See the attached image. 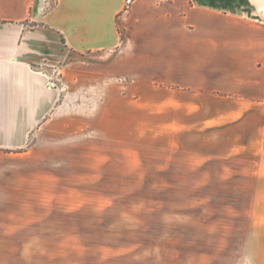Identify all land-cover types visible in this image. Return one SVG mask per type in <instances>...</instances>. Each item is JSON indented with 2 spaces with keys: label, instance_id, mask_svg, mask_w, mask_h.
Wrapping results in <instances>:
<instances>
[{
  "label": "rangeland",
  "instance_id": "1",
  "mask_svg": "<svg viewBox=\"0 0 264 264\" xmlns=\"http://www.w3.org/2000/svg\"><path fill=\"white\" fill-rule=\"evenodd\" d=\"M119 14L120 37L125 20L134 23L127 74L111 67L79 96L62 97L72 123H58L57 134L0 152V264H247L262 228L255 154L232 148L237 125L201 122L198 50L180 49L188 36L149 34L150 13L137 22ZM141 37L175 45L158 59L176 66L143 54L132 64ZM189 57L192 66H179Z\"/></svg>",
  "mask_w": 264,
  "mask_h": 264
},
{
  "label": "crops",
  "instance_id": "2",
  "mask_svg": "<svg viewBox=\"0 0 264 264\" xmlns=\"http://www.w3.org/2000/svg\"><path fill=\"white\" fill-rule=\"evenodd\" d=\"M128 2L54 0L47 6L48 0H0V152L26 147L34 134H57L58 123L70 114L65 101L111 67L127 74L126 41L134 23L125 20L122 38L116 16L124 24L120 11L130 13L134 22L150 13L149 34H182L188 41L180 49L198 50L201 122L215 128L237 125L232 148L245 146L255 154L253 193L262 195V228L253 238L255 248L247 251V264H264V0ZM176 17L184 29L173 28ZM143 41L135 38L129 48L132 64L138 66L136 58L143 54L156 67L176 66L173 58L158 59V53L173 51L175 45ZM182 60L179 66H192L190 57ZM184 70L182 82L191 83L189 70ZM208 103L213 109L209 114Z\"/></svg>",
  "mask_w": 264,
  "mask_h": 264
},
{
  "label": "built area",
  "instance_id": "3",
  "mask_svg": "<svg viewBox=\"0 0 264 264\" xmlns=\"http://www.w3.org/2000/svg\"><path fill=\"white\" fill-rule=\"evenodd\" d=\"M55 69V68H54ZM52 85L55 84L54 80H49Z\"/></svg>",
  "mask_w": 264,
  "mask_h": 264
}]
</instances>
